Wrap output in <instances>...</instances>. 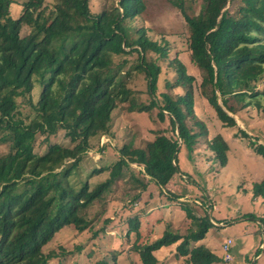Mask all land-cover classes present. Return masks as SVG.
Listing matches in <instances>:
<instances>
[{
	"label": "trees",
	"instance_id": "obj_1",
	"mask_svg": "<svg viewBox=\"0 0 264 264\" xmlns=\"http://www.w3.org/2000/svg\"><path fill=\"white\" fill-rule=\"evenodd\" d=\"M112 1L110 9L93 14L91 0H26L20 17L13 19V1L0 0V146L8 149L0 157V264L59 262L62 255L45 253L44 247L65 227L90 231L92 239L107 235L109 197L118 189L123 190L119 202L129 210L151 183L171 201L183 199L168 187L180 173L181 151L192 153L199 142H208L225 167L229 145L221 135L207 141L206 124L194 111V88L222 127L238 128L264 161V144L253 141L235 120L251 108L264 119V0H204L197 16L186 13L185 0H174L188 29L185 52L201 75L196 86L185 65L170 59L173 47L167 36L143 24L148 0ZM164 64L174 78L161 91ZM138 79L145 83L146 102L132 88ZM20 98L29 113L21 112ZM125 112L147 114L169 127L141 140L140 146L131 133L113 163L81 173L88 151L99 148L103 138L117 139L114 115ZM61 133L70 146L52 143ZM103 175L104 180H96ZM253 192L264 200V179ZM96 204L101 209L94 220L90 210ZM180 205L187 220L183 232L167 226L157 240L143 236L139 216L129 219L126 247L139 255L141 264H158L156 254L173 246L183 264L219 261L199 246L215 227L206 211L196 216L188 202ZM242 218L264 225V217ZM228 242L230 249L231 239L223 248Z\"/></svg>",
	"mask_w": 264,
	"mask_h": 264
},
{
	"label": "rangeland",
	"instance_id": "obj_2",
	"mask_svg": "<svg viewBox=\"0 0 264 264\" xmlns=\"http://www.w3.org/2000/svg\"><path fill=\"white\" fill-rule=\"evenodd\" d=\"M12 1V18L18 19L22 13V4L26 0ZM53 1L46 0L47 3ZM173 2L174 0H148L145 16H142L143 24L167 36L166 39L173 47L170 59L177 58L185 65L188 75L195 77L196 86L202 81L201 75L190 63L188 54L185 52L188 29L182 14L174 7ZM112 5V0H91L90 11L98 14L104 9H110ZM203 5L204 0H185L186 13L189 16H197L203 10ZM163 66L165 74L161 79V91H166L165 82H173L174 72L167 64ZM132 88L142 92L140 101L146 102L148 95L143 80L138 79ZM194 93L196 95L194 111L206 124L207 141L211 142L215 136L221 135L229 145L228 164L225 167L220 165L209 149L208 142L206 144L199 142L198 149L192 153L183 149L178 156L180 173L168 187V191L176 192L183 199L171 201L161 195L160 189L151 183L141 201L135 203L132 210H129L124 209V204L119 202V199L123 197V190L118 189L117 194L109 197L112 201L108 202L105 214V218H110L112 222L106 227L108 234L92 239L93 234L90 231L79 233L72 227L63 228L44 247L45 253L55 251L62 255L59 262L54 261L53 264H94L103 259H107L108 264H141L139 255L128 251L126 247L129 219L139 216L141 232L144 237L150 236L151 241L159 239L167 226L171 227L173 232L177 230L183 232L182 228L187 220L185 212L180 209L181 202H188L190 208L196 212V216H203L206 211L207 217L216 222L206 239L199 243V246L207 247L219 259L214 264H259L256 256L264 255V248L260 247L261 244L264 246V225L257 220L242 217L246 214L264 217V200L255 197L253 192V186L264 179V161L253 151L250 140L241 137L238 128L222 127L197 88H194ZM37 98L38 96H34V103ZM18 104L22 105L23 114L29 113L30 107L24 105L22 98L18 99ZM153 119H155V112ZM235 120L253 141L264 144V119L255 108L242 111ZM168 127V122L155 123L147 114L125 112L119 115L116 113L113 132L117 139L103 138L99 148L88 151L80 165L81 173L88 175L101 168L103 164L113 163L117 158L118 148L127 143L131 133H136L135 145L140 146L141 140L150 139L155 131L156 134L158 129L163 130ZM64 134L61 133L52 138V143L70 146V141ZM7 151L6 145L0 146V157ZM132 167L137 171L142 169L135 165ZM104 179L105 175L97 177L96 180ZM195 203L198 204L195 205ZM100 209V204L91 208V219L97 220L96 215ZM102 221L99 220L97 224L102 226ZM151 230H153L152 233ZM229 239L232 240L229 251L232 260L227 262L223 245ZM133 242L135 237L132 235L130 245H133ZM78 247L83 249L80 251ZM113 252L117 254L116 260L112 258ZM175 253V246L163 248L156 254L158 264H183L182 260L177 259ZM90 254L92 258L88 257Z\"/></svg>",
	"mask_w": 264,
	"mask_h": 264
},
{
	"label": "built area",
	"instance_id": "obj_3",
	"mask_svg": "<svg viewBox=\"0 0 264 264\" xmlns=\"http://www.w3.org/2000/svg\"><path fill=\"white\" fill-rule=\"evenodd\" d=\"M229 244H230V242H228V244L225 245L224 248H223L224 252L226 253L225 261H227V262H229V261L232 260V257H231V255L229 254V251H230V249H229Z\"/></svg>",
	"mask_w": 264,
	"mask_h": 264
},
{
	"label": "crops",
	"instance_id": "obj_4",
	"mask_svg": "<svg viewBox=\"0 0 264 264\" xmlns=\"http://www.w3.org/2000/svg\"><path fill=\"white\" fill-rule=\"evenodd\" d=\"M212 222H213L214 224L216 223L215 221H212ZM220 224H221V223H220ZM261 246L263 247L262 244L260 245V247H261ZM263 248H264V247H263ZM263 257H264V255H263V256H262V255H261V256H259V255L256 256V258H258V260H259V261H258L259 264H264V262H262Z\"/></svg>",
	"mask_w": 264,
	"mask_h": 264
},
{
	"label": "bare ground",
	"instance_id": "obj_5",
	"mask_svg": "<svg viewBox=\"0 0 264 264\" xmlns=\"http://www.w3.org/2000/svg\"><path fill=\"white\" fill-rule=\"evenodd\" d=\"M243 125V124H242Z\"/></svg>",
	"mask_w": 264,
	"mask_h": 264
}]
</instances>
